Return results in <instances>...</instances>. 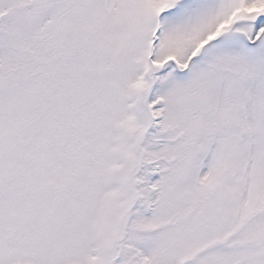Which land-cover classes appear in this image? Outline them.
Returning a JSON list of instances; mask_svg holds the SVG:
<instances>
[{"label": "snow or ice", "instance_id": "obj_1", "mask_svg": "<svg viewBox=\"0 0 264 264\" xmlns=\"http://www.w3.org/2000/svg\"><path fill=\"white\" fill-rule=\"evenodd\" d=\"M0 264H264V0H0Z\"/></svg>", "mask_w": 264, "mask_h": 264}]
</instances>
